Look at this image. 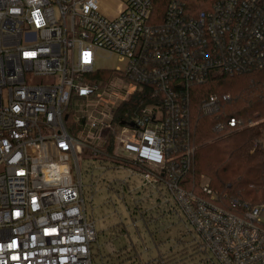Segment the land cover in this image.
I'll return each instance as SVG.
<instances>
[{
  "label": "built area",
  "instance_id": "2783aa9c",
  "mask_svg": "<svg viewBox=\"0 0 264 264\" xmlns=\"http://www.w3.org/2000/svg\"><path fill=\"white\" fill-rule=\"evenodd\" d=\"M113 1L0 0V264H94V250L100 264L186 263L161 253L145 261L136 249L115 263L120 236L98 243L87 213L79 158L100 154L118 108L152 83L156 103L119 128L114 160L123 164L111 168L165 192L201 264H264V204L233 213L207 179L202 195L183 186L195 152L191 89L264 69V0H212L203 10L175 0L160 25L155 0ZM100 50L128 60L114 83L91 80ZM119 81L129 88L117 91ZM230 101L213 95L202 112ZM253 124L231 119L229 133Z\"/></svg>",
  "mask_w": 264,
  "mask_h": 264
},
{
  "label": "trees",
  "instance_id": "16d2710c",
  "mask_svg": "<svg viewBox=\"0 0 264 264\" xmlns=\"http://www.w3.org/2000/svg\"><path fill=\"white\" fill-rule=\"evenodd\" d=\"M174 1L155 0L152 15L155 25L164 23L168 8ZM189 1L197 3L196 0ZM197 1L196 10H201V0ZM114 76V72L110 70L98 71L91 80L104 82ZM153 85H139V90L122 103L114 115L113 129L109 132L100 154L107 161H111L115 168L123 164L121 160H114L119 128L124 122H134L145 108L156 103L154 96L159 89ZM191 95L188 144L195 152L192 166L184 177L185 189L202 195L200 182L204 177L209 181L211 192L218 197V205L230 212L238 213L245 205L254 208L264 204V150L259 145L264 140V69L217 76L207 84L194 86ZM213 95L230 96L231 101L220 102L214 115L204 114L202 105ZM231 119L240 120L245 125L250 122L256 125L229 133ZM221 127L224 129L221 130ZM90 153L94 155L92 151ZM128 186L127 184L125 187ZM122 198L125 199L124 194ZM155 213L156 217L152 216L150 219L147 213H141L147 230L152 220L161 228L171 218H176L185 225L184 219L171 203H163V208L158 204ZM136 230L144 243L138 227ZM149 233L155 242L156 233ZM192 247L196 254L195 246Z\"/></svg>",
  "mask_w": 264,
  "mask_h": 264
},
{
  "label": "rangeland",
  "instance_id": "374dc122",
  "mask_svg": "<svg viewBox=\"0 0 264 264\" xmlns=\"http://www.w3.org/2000/svg\"><path fill=\"white\" fill-rule=\"evenodd\" d=\"M106 2L113 8L116 7L113 0H106ZM207 2H212V0L199 2L201 10L204 9ZM96 55L95 71L97 72L110 70L115 74L116 70L122 72L127 70L128 60H123L118 54H110L100 50ZM114 81L111 80L110 82L114 83ZM123 88L128 89L129 85L119 81L117 91L120 92ZM102 147L103 144L98 146L100 150ZM79 161L85 186L87 213L90 219L96 221V230L99 234L98 243L102 245L111 238L120 236V242L115 245L118 253L114 260L115 263L131 258L135 254L136 248L138 254H142L145 261L156 258L161 253L169 257L179 256V259L185 260V264H201L202 256L198 257L192 247L194 235L188 233V228L181 221L171 218L167 220L169 223L165 222L161 228L156 226L152 220L149 230H147L141 213H147L149 219L152 216L156 217V207L161 204L163 208V203L166 202L164 191L160 193L152 187H142L143 184L139 177H131L130 173L122 168L113 170L111 167L114 165L110 161H107L101 154H91L90 150L81 155ZM204 181L206 180L202 177L200 183ZM91 184H95L94 189L92 188V191L94 190L93 201H91ZM127 184L129 185L127 188L123 187ZM109 189L110 191H108ZM122 191L125 195L124 200H122ZM137 206L141 210L137 209ZM136 227H138L144 243L140 239ZM148 231L156 233L155 242L157 244L151 239ZM129 241L134 246L130 250L129 248L126 250L125 247ZM178 241L181 242L178 243ZM147 250L149 252H146ZM94 255V264H100L96 250H94Z\"/></svg>",
  "mask_w": 264,
  "mask_h": 264
},
{
  "label": "water",
  "instance_id": "95a60500",
  "mask_svg": "<svg viewBox=\"0 0 264 264\" xmlns=\"http://www.w3.org/2000/svg\"><path fill=\"white\" fill-rule=\"evenodd\" d=\"M125 125V124H124ZM131 126L133 127V125L131 124Z\"/></svg>",
  "mask_w": 264,
  "mask_h": 264
}]
</instances>
